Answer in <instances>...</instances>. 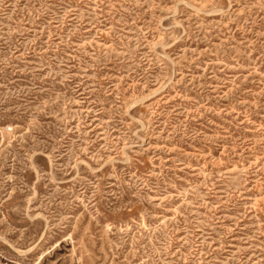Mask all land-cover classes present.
Segmentation results:
<instances>
[{"label":"rangeland","instance_id":"obj_1","mask_svg":"<svg viewBox=\"0 0 264 264\" xmlns=\"http://www.w3.org/2000/svg\"><path fill=\"white\" fill-rule=\"evenodd\" d=\"M0 264H264V0H0Z\"/></svg>","mask_w":264,"mask_h":264}]
</instances>
